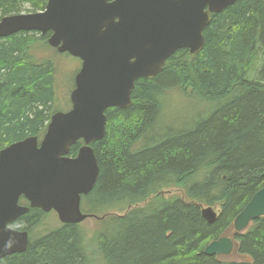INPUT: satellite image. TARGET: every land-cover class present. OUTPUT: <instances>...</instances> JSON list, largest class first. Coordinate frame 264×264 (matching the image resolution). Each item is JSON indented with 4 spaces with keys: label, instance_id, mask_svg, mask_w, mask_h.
Segmentation results:
<instances>
[{
    "label": "trees",
    "instance_id": "16d2710c",
    "mask_svg": "<svg viewBox=\"0 0 264 264\" xmlns=\"http://www.w3.org/2000/svg\"><path fill=\"white\" fill-rule=\"evenodd\" d=\"M46 2L0 0V18L25 6L43 10ZM48 35L0 38V149L30 135L39 139L59 111L55 61L35 54L50 47ZM203 37L196 54L179 49L153 78H138L130 106L106 109L104 137L90 144L98 176L81 197L97 228L61 223L35 235L46 213L31 208L9 224L28 232L25 251L0 264H264V216L243 232L232 229L264 185V0H236L211 14ZM171 90L203 106L160 122ZM215 205L217 217L208 223L201 208ZM226 234L239 258L204 253Z\"/></svg>",
    "mask_w": 264,
    "mask_h": 264
},
{
    "label": "water",
    "instance_id": "95a60500",
    "mask_svg": "<svg viewBox=\"0 0 264 264\" xmlns=\"http://www.w3.org/2000/svg\"><path fill=\"white\" fill-rule=\"evenodd\" d=\"M236 0H47L39 11L0 18V38L20 31L49 32L47 44L81 64L69 93L70 108L51 114L39 140L27 136L0 149V258L25 251L29 235L9 224L29 209L54 211L62 224H79L81 197L93 188L99 168L91 143L104 137L106 109L131 105L138 78H153L177 50H201L211 14ZM82 141L74 156L71 146ZM23 198L27 204L19 203ZM218 212L202 206L215 221ZM264 216V185L234 218L243 232ZM208 256L237 251L230 234L204 247Z\"/></svg>",
    "mask_w": 264,
    "mask_h": 264
},
{
    "label": "rangeland",
    "instance_id": "374dc122",
    "mask_svg": "<svg viewBox=\"0 0 264 264\" xmlns=\"http://www.w3.org/2000/svg\"><path fill=\"white\" fill-rule=\"evenodd\" d=\"M28 6H25L23 12H27ZM35 54L40 58L51 57L56 64V100L53 104L54 110L67 111L70 108L69 93L73 88V78L77 72L80 62L79 59L69 55L68 53H58L51 47H43L35 50ZM191 96V95H190ZM187 94L179 90H171L163 96L164 106L162 108V118L160 122L167 123L168 121H175L178 119L192 116L195 112L193 111L196 106L198 109L203 105L195 102ZM197 110V109H196ZM174 117H177L174 119ZM43 135V134H42ZM39 136V139L42 138ZM179 192V191H176ZM180 193V192H179ZM21 204H25L26 201L21 199ZM83 206H81V209ZM214 210L218 212L219 207L213 206ZM96 218L91 217L85 221L79 223L83 230H94L97 228ZM60 221L54 211L46 212L36 226L33 228L34 234L38 235L44 233L46 230L55 229L60 225ZM236 253L228 256L229 258L236 257ZM227 257V258H228ZM239 258V256H237Z\"/></svg>",
    "mask_w": 264,
    "mask_h": 264
},
{
    "label": "flooded vegetation",
    "instance_id": "af4514ba",
    "mask_svg": "<svg viewBox=\"0 0 264 264\" xmlns=\"http://www.w3.org/2000/svg\"><path fill=\"white\" fill-rule=\"evenodd\" d=\"M80 64H81V61L79 60ZM80 67V66H79ZM79 69V68H78Z\"/></svg>",
    "mask_w": 264,
    "mask_h": 264
}]
</instances>
